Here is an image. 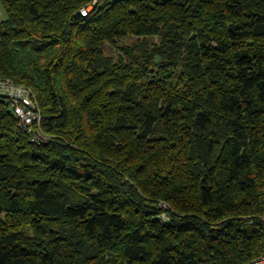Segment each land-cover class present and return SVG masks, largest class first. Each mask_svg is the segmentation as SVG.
<instances>
[{
    "label": "trees",
    "instance_id": "1",
    "mask_svg": "<svg viewBox=\"0 0 264 264\" xmlns=\"http://www.w3.org/2000/svg\"><path fill=\"white\" fill-rule=\"evenodd\" d=\"M0 1V264L264 255V0Z\"/></svg>",
    "mask_w": 264,
    "mask_h": 264
},
{
    "label": "built area",
    "instance_id": "2",
    "mask_svg": "<svg viewBox=\"0 0 264 264\" xmlns=\"http://www.w3.org/2000/svg\"><path fill=\"white\" fill-rule=\"evenodd\" d=\"M0 96L10 102L11 110L19 118L20 125L32 133V141L48 140V135L41 127L42 109L35 92L30 87L15 83L9 78L0 77ZM247 264H264V255Z\"/></svg>",
    "mask_w": 264,
    "mask_h": 264
},
{
    "label": "rangeland",
    "instance_id": "3",
    "mask_svg": "<svg viewBox=\"0 0 264 264\" xmlns=\"http://www.w3.org/2000/svg\"><path fill=\"white\" fill-rule=\"evenodd\" d=\"M6 18H7V12H6L2 2L0 1V22L5 20ZM107 51L110 54H116L115 49H113V48H108Z\"/></svg>",
    "mask_w": 264,
    "mask_h": 264
}]
</instances>
